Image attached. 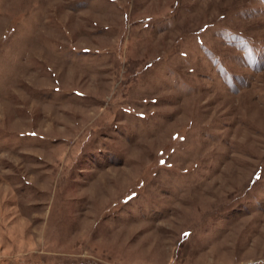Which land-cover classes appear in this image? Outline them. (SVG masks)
<instances>
[{
	"label": "rangeland",
	"instance_id": "rangeland-1",
	"mask_svg": "<svg viewBox=\"0 0 264 264\" xmlns=\"http://www.w3.org/2000/svg\"><path fill=\"white\" fill-rule=\"evenodd\" d=\"M0 264H264V0H0Z\"/></svg>",
	"mask_w": 264,
	"mask_h": 264
}]
</instances>
